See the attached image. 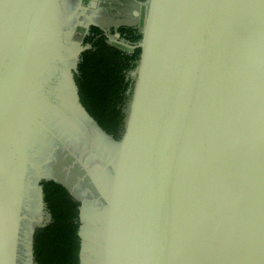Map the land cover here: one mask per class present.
Segmentation results:
<instances>
[{"label":"water","instance_id":"1","mask_svg":"<svg viewBox=\"0 0 264 264\" xmlns=\"http://www.w3.org/2000/svg\"><path fill=\"white\" fill-rule=\"evenodd\" d=\"M53 2L0 0V131ZM141 34L103 188L84 164L106 203L101 264H264V0H148ZM10 232L0 201V264H16Z\"/></svg>","mask_w":264,"mask_h":264},{"label":"rangeland","instance_id":"2","mask_svg":"<svg viewBox=\"0 0 264 264\" xmlns=\"http://www.w3.org/2000/svg\"><path fill=\"white\" fill-rule=\"evenodd\" d=\"M84 0H56L53 2L55 9L53 13V29L57 31L60 28L70 33V36L65 37L66 42L60 43L55 39L54 47L57 49L55 56L51 61V68L45 72V79L50 80V84L46 95V102L41 103L40 118L41 122L37 121L33 124L36 129L32 138V150L30 159L33 161L31 169L25 174L24 183V207L21 211L23 219L20 223L19 237L16 252V264H33L31 233L38 224L46 223L49 215L42 203L38 182L41 178H50L54 174L53 168H63V174H67L63 179L72 184L79 182L78 173L73 178V174L77 170V157L83 158L87 154L90 158L92 174L96 177L98 167L104 162L107 166L109 178H111V169L116 163L118 152L119 139L111 134H101L96 124L82 113V110L77 105V94L73 84L72 73L78 61L79 51L83 49L82 40L88 32V12L83 9L79 11L80 6L85 5ZM143 12H146V7H143ZM116 13V12H112ZM110 15V13H109ZM112 15V14H111ZM114 15V14H113ZM50 19V17H49ZM143 25V20H142ZM141 31V28H139ZM59 34V31H58ZM110 44L132 51V46L123 38L116 37V34L109 33ZM58 52V53H57ZM62 53V54H61ZM61 54V55H59ZM60 56V58H59ZM68 56V59H67ZM135 70L132 72L133 81L135 83ZM134 87V85H133ZM133 92H130L129 98L124 107L125 123L130 109V103ZM44 100L45 97H37V100ZM40 101V100H39ZM69 118L73 121L69 123ZM124 123V128H125ZM90 152V153H89ZM34 153V154H33ZM89 153V154H88ZM74 158L76 159L74 161ZM75 162V163H74ZM61 167V168H60ZM56 168V170H57ZM72 168L74 170L71 172ZM62 171V170H61ZM81 176V174H80ZM60 177H62L60 175ZM80 183V182H79ZM81 184V183H80ZM90 185L89 198L94 199L92 203V211L98 212L102 210L104 202L98 204V191ZM102 205V206H101ZM99 215H97L98 219ZM95 236H92L91 231L86 233L92 241L104 242V234L93 231ZM100 236V237H99ZM90 256L89 264H101L103 261V253L97 247H88ZM86 262V260H85Z\"/></svg>","mask_w":264,"mask_h":264},{"label":"trees","instance_id":"3","mask_svg":"<svg viewBox=\"0 0 264 264\" xmlns=\"http://www.w3.org/2000/svg\"><path fill=\"white\" fill-rule=\"evenodd\" d=\"M111 33L136 45L142 34L139 28L120 26ZM74 75L79 99L87 112L109 134L120 138L124 131V107L133 91L132 72L141 55L140 47L128 52L110 44L103 29L91 25L82 40ZM43 202L49 221L37 227L33 236L34 264H80V202L61 183L41 182Z\"/></svg>","mask_w":264,"mask_h":264},{"label":"flooded vegetation","instance_id":"4","mask_svg":"<svg viewBox=\"0 0 264 264\" xmlns=\"http://www.w3.org/2000/svg\"><path fill=\"white\" fill-rule=\"evenodd\" d=\"M45 25L46 26L42 29V33L38 36L39 43L35 45L33 50V56L29 62V66H30L28 71L29 76L26 77L25 82H23L21 89L19 90L18 96L21 98L20 105L18 106L19 108L18 110L14 109L11 112V114L7 118L6 122L3 124L2 129L0 131V152L3 149L4 145L8 142V147L5 151V155L2 157L0 162V195H1L0 201L4 211L5 220L11 231L10 232L11 243L12 246L15 247V249L18 243L20 223L21 220L23 219L21 211L23 210L24 207L23 189L25 183V174L27 173L28 170L31 169L30 166H32L33 163V161H31L30 159L32 144H33L32 141L34 140L32 136L36 131V129L33 128V124L37 121V119L39 122L43 120L42 117L40 118V107L42 102L44 103L46 102V95L49 90L48 86L50 84V80L48 79L47 81V79H45L46 78L45 76L47 74L44 73L51 68L52 65L50 63L53 60L54 56L56 55L55 52L57 51V49L54 47V40L57 38L56 40L59 42V44L66 42L65 37H63L64 35L60 31L62 29L65 33L66 30L60 28L58 30L59 31L58 34V31L53 29L52 15L50 17V21L49 22L46 21ZM112 29L113 28L109 30L103 29L109 39V42H110L109 33ZM53 31L55 32L54 35L52 36L51 33ZM112 34L114 35L116 33H112ZM68 36H70V33H67V37ZM79 56H78V60H79ZM77 65H78V61L76 62L75 69L72 73V78H73V84L78 93L77 85L74 79ZM45 85L48 86L45 87ZM41 94L45 97V99L44 100L39 99L40 100L39 101L37 100V97L41 96ZM71 121H73V118H69V123ZM96 127L100 130L101 134L106 132L98 122L96 124ZM106 134L109 133L106 132ZM77 159H78L77 160L78 168L75 167V170L77 171L75 173L74 172L71 173L73 174L72 177L74 178L75 175L78 173V180H81V182L82 181L85 182V185L91 184L92 183L91 176H93L92 175L93 171L91 169L92 164L90 165V162H88L89 160L91 161V158L87 154H85V157L83 158L77 157ZM75 160L76 159L74 158V161ZM84 164L91 170L90 172L91 176L87 174L86 167L84 166ZM56 168H53L54 171L53 175L55 176L61 175L62 176L61 179H63V176L65 177L67 174H63L64 173L63 168L60 167L62 171L59 168H57L56 170ZM73 170L74 168H72L71 172ZM107 172L108 169L106 168V164L104 162L102 165L98 167V170L95 173L96 177L94 179L98 180L100 188L104 187L105 179L107 178L106 175ZM44 180H53V179L43 177L39 180L38 187H39L40 197L42 195V199H41L42 201H43V189L41 182ZM71 195L75 199L77 198L75 195L73 194ZM77 200L80 202V207H81L82 205L81 200L79 199ZM43 205L46 210L44 203ZM47 213L50 219V214L48 211ZM37 227L40 226L39 225L35 226L31 233V247H33V236Z\"/></svg>","mask_w":264,"mask_h":264},{"label":"crops","instance_id":"5","mask_svg":"<svg viewBox=\"0 0 264 264\" xmlns=\"http://www.w3.org/2000/svg\"><path fill=\"white\" fill-rule=\"evenodd\" d=\"M84 1L86 2L85 5L80 6L79 4L78 8L79 11L83 9L85 13L89 11V13L86 15L89 18L88 24L96 25L105 30L120 26L142 28V20L144 23L148 5V0H95L94 6L91 5L93 0ZM143 7H146L145 13L143 12ZM79 182L76 184H72L70 181H68L67 185L72 188L73 195H75L82 202L80 209V219L81 225L83 227L81 231L83 232L85 237H89L86 231H91L92 236H95V233L93 231L103 233L105 237L107 210L104 198H102L98 192V199L100 200L98 204L104 202V205H101L103 208L102 210L93 212L92 203L95 200L89 198L91 192V189H89L90 186L85 185V182H81V180H79ZM97 215H99V217L95 221ZM86 240L89 242L88 247H97L99 250H101L103 243L100 240Z\"/></svg>","mask_w":264,"mask_h":264}]
</instances>
